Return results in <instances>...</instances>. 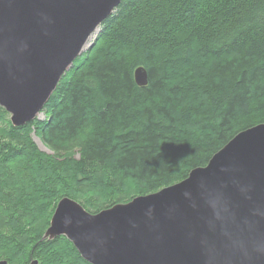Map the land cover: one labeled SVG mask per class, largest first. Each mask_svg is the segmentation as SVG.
<instances>
[{
	"label": "trees",
	"instance_id": "1",
	"mask_svg": "<svg viewBox=\"0 0 264 264\" xmlns=\"http://www.w3.org/2000/svg\"><path fill=\"white\" fill-rule=\"evenodd\" d=\"M42 111L14 127L0 106V259L90 264L40 240L60 198L94 213L156 192L264 123V0H122Z\"/></svg>",
	"mask_w": 264,
	"mask_h": 264
},
{
	"label": "water",
	"instance_id": "2",
	"mask_svg": "<svg viewBox=\"0 0 264 264\" xmlns=\"http://www.w3.org/2000/svg\"><path fill=\"white\" fill-rule=\"evenodd\" d=\"M120 1L0 0V106L13 126L38 116ZM133 76L147 85L144 66ZM58 235L90 264H264V123L155 193L95 213L62 197L42 239Z\"/></svg>",
	"mask_w": 264,
	"mask_h": 264
},
{
	"label": "rangeland",
	"instance_id": "3",
	"mask_svg": "<svg viewBox=\"0 0 264 264\" xmlns=\"http://www.w3.org/2000/svg\"><path fill=\"white\" fill-rule=\"evenodd\" d=\"M99 31V27L92 33V35L90 36L87 44L85 45V50L87 49V47L91 44V42L93 41V39L96 37L97 33ZM2 108V107H1ZM9 115V114H8ZM39 119L43 120L45 118V114L44 112L41 110L40 113L38 114L37 116ZM9 118H10V115H9ZM10 121V119H9ZM30 139L31 141L33 142V144L40 150V151H43L45 152V154L47 155H50L52 153V151L49 149V147H47L46 145L43 144V142L41 141L40 139V135L38 133H36V129L33 128L31 129V132H30ZM76 157H77V154H76ZM85 208V207H84ZM86 209V208H85ZM87 210V209H86ZM89 211V209L87 210ZM93 210H90L89 212H91ZM93 213V212H91ZM95 213V212H94ZM46 230V229H45ZM45 232V231H44ZM43 232V234H44ZM42 234V235H43ZM10 264V262H9Z\"/></svg>",
	"mask_w": 264,
	"mask_h": 264
},
{
	"label": "bare ground",
	"instance_id": "4",
	"mask_svg": "<svg viewBox=\"0 0 264 264\" xmlns=\"http://www.w3.org/2000/svg\"><path fill=\"white\" fill-rule=\"evenodd\" d=\"M121 1H122V0H121ZM121 1H120V3H121ZM120 3H119V4H120ZM119 4H118V5H119ZM118 5H116V6L111 10V12H110V14H109L108 16H110V15L113 13V11L115 10V8H116ZM108 16H107V17H108ZM107 17H106V18H107ZM106 18H105V19H106ZM105 19H104V20H105ZM104 20H103V21H104ZM103 21H102V22H103ZM102 22H101V23H102ZM101 23L95 28V30L101 25ZM95 30H94V31H95ZM94 31H93V32H94ZM93 32H92V33H93ZM92 33L90 34V36L92 35ZM90 36H89V38H90ZM88 40H89V39H88ZM88 40H87V42H88ZM86 44H87V43H86ZM84 51H85V46H84L83 50L81 51V53L79 54V56H80ZM76 58H77V57H76ZM76 58H75V59H76ZM75 59H74V60H75ZM71 66H72V65H71ZM71 66H70V67H71ZM140 66H142V65H140ZM70 67H69V68H70ZM137 67H138V66H137ZM69 68H68V69H69ZM134 69H135V68H134ZM133 71H134V70H133ZM133 79H134V76H133ZM134 82H135V81H134ZM58 83H59V82H58ZM57 85H58V84H57ZM53 92H54V91H53ZM51 95H52V94H51ZM49 98H50V97H49ZM48 100H49V99H48ZM2 108H3V107H2ZM3 109H4V108H3ZM4 110H5V109H4ZM41 110H42V109H41ZM5 111H6V110H5ZM6 112H7V111H6ZM7 113H8V112H7ZM8 114H9V113H8ZM9 115H10V114H9ZM36 118H38V117H36ZM36 118H35V119H36ZM27 123H28V122H27ZM259 124H262V123H259ZM24 125H25V124H24ZM256 125H258V124H256ZM22 126H23V125H22ZM254 126H255V125H254ZM14 127H15V126H14ZM18 127H19V126H18ZM251 127H253V126H251ZM251 127H249V128H251ZM249 128H246V129H249ZM246 129H244V130H246ZM244 130H241V131H244ZM241 131H239V132H241ZM239 132H237L235 135H237ZM235 135H234V136H235ZM234 136H233V137H234ZM233 137H232V138H233ZM232 138H231V139H232ZM231 139H229L225 144H227ZM225 144H224V145H225ZM224 145H223V146H224ZM223 146H222V147H223ZM222 147H221V148H222ZM221 148H220V149H221ZM220 149H218L216 152H218ZM216 152H215V153H216ZM215 153H214V154H215ZM214 154H213V155H214ZM213 155H212V156H213ZM212 156H211V157H212ZM211 157H210V158H211ZM209 160H210V159H209ZM209 160H208V161H209ZM207 163H208V162H207ZM207 163H206L204 166H206ZM204 166H199V167H204ZM195 168H197V167H195ZM193 169H194V168H193ZM191 170H192V169H191ZM191 170H190V171H191ZM190 171H189V173H190ZM189 173H188V174H189ZM187 176H188V175H187ZM187 176H186V177H187ZM186 177H185V178H186ZM185 178H184V179H185ZM182 180H183V179H182ZM179 182H180V181H179ZM176 183H177V182H176ZM174 184H175V183H174ZM172 185H173V184H172ZM169 186H170V185H169ZM166 187H167V186H166ZM163 188H165V187H163ZM161 189H162V188H161ZM161 189H160V190H161ZM158 191H159V190H158ZM156 192H157V191H156ZM153 193H155V192H153ZM149 194H151V193H149ZM145 195H147V194H145ZM138 196H141V195H138ZM134 197H136V196H134ZM134 197H133V198H134ZM68 198H69V197H68ZM60 199H61V198H60ZM60 199H59V200H60ZM70 199H72V198H70ZM59 200H58V201H59ZM72 200H74V199H72ZM130 200H131V199H130ZM130 200H129V201H130ZM58 201H57V202H58ZM74 201H75V200H74ZM76 202H77V201H76ZM127 202H128V201H127ZM77 203H78V202H77ZM124 203H126V202H124ZM56 204H57V203H56ZM79 204H80V203H79ZM116 204H117V203H116ZM80 205H81V204H80ZM113 205H114V204H113ZM81 206H82V205H81ZM55 207H56V205H55ZM82 207H83V206H82ZM107 208H108V207H107ZM104 209H105V208H104ZM54 210H55V208H54ZM101 210H102V209H101ZM53 213H54V211H53ZM53 213H52V215H53ZM51 217H52V216H51ZM50 220H51V218H50ZM50 220H49V225H48V227L50 226ZM48 227H47V228H48ZM47 228H46V229H47ZM45 231H46V230H45ZM42 236H43V235H42ZM42 236H41V239H40V240H48V241H49V239H42ZM58 236H64V235H58ZM58 236H56V237H58ZM56 237H55V238H56ZM64 237H65L66 239H68L66 236H64ZM55 238H53V239H55ZM53 239H51V240H53ZM68 240H69V239H68ZM69 241H70V240H69ZM70 242H71V241H70ZM71 243H72V242H71ZM72 244H73V243H72ZM73 246H74V245H73ZM74 247H75V246H74ZM75 249H76V248H75ZM76 250H77V249H76ZM77 251H78V250H77ZM78 253H79V251H78ZM79 254H80V253H79ZM80 256H81V254H80ZM81 257H82V256H81ZM82 258H83V257H82ZM33 259H36V260L38 261L37 258H31V260L29 261L28 264H30V262H31ZM83 259H84V258H83ZM0 260H6V259H0ZM84 260H85V259H84ZM87 262H88V261H87ZM7 263H8V261H7ZM38 264H39V261H38Z\"/></svg>",
	"mask_w": 264,
	"mask_h": 264
}]
</instances>
